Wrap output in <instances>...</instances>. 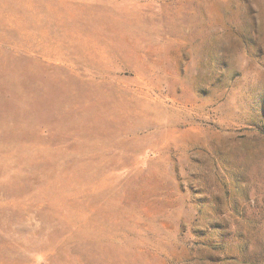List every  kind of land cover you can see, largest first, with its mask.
<instances>
[{
  "label": "rangeland",
  "instance_id": "1",
  "mask_svg": "<svg viewBox=\"0 0 264 264\" xmlns=\"http://www.w3.org/2000/svg\"><path fill=\"white\" fill-rule=\"evenodd\" d=\"M0 264H264V0H0Z\"/></svg>",
  "mask_w": 264,
  "mask_h": 264
}]
</instances>
